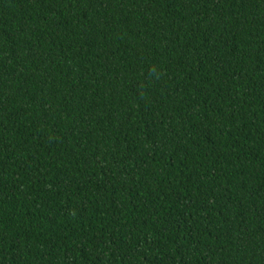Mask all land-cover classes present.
<instances>
[{
	"label": "trees",
	"instance_id": "16d2710c",
	"mask_svg": "<svg viewBox=\"0 0 264 264\" xmlns=\"http://www.w3.org/2000/svg\"><path fill=\"white\" fill-rule=\"evenodd\" d=\"M0 264H264V0H0Z\"/></svg>",
	"mask_w": 264,
	"mask_h": 264
}]
</instances>
